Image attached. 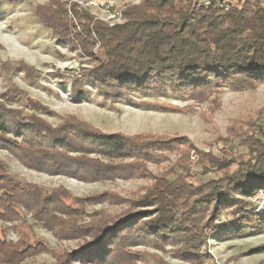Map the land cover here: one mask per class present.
I'll return each instance as SVG.
<instances>
[{"label": "trees", "instance_id": "16d2710c", "mask_svg": "<svg viewBox=\"0 0 264 264\" xmlns=\"http://www.w3.org/2000/svg\"><path fill=\"white\" fill-rule=\"evenodd\" d=\"M217 2L141 0L127 5L123 22L113 26L96 20L74 0H49L35 9V15L60 46L90 47L87 54L95 65L85 76L73 77L74 102H85L91 91L110 104L170 91L186 94L197 104L207 103V111L214 115L221 108L215 95L224 88L243 91L264 84V8L246 0L227 8ZM69 10L79 30L69 20ZM26 67L19 62L23 72ZM200 116L212 122L207 113ZM224 141L245 153L218 158L198 150L185 136L104 133L74 116L51 129L40 121L23 122L0 106V148L40 173L85 183L146 180L152 176L149 164L159 165L179 154L177 165L183 167L191 151L214 172L213 178L199 184L189 181V169L172 181L168 178L173 172L153 176L144 194L128 199L111 193L79 198L62 187L48 189L17 180L0 162V222L11 224L21 235L17 224L31 228L26 220L30 215L32 222L54 236L82 241L53 264H142L147 255L140 247L204 264L211 258L210 238L230 230L264 232V209L257 211L248 202L264 190V126L249 115L240 117ZM108 200L126 208L115 217L86 211ZM48 252L45 241L22 237L10 241L0 227V264H36L33 259ZM260 254L264 245L248 252ZM152 257L154 264H170Z\"/></svg>", "mask_w": 264, "mask_h": 264}, {"label": "rangeland", "instance_id": "374dc122", "mask_svg": "<svg viewBox=\"0 0 264 264\" xmlns=\"http://www.w3.org/2000/svg\"><path fill=\"white\" fill-rule=\"evenodd\" d=\"M48 1L5 0L0 4V106L14 111L15 115L21 116L23 122L40 121L47 127L55 129L67 117L74 116L104 133H123L130 136L140 133L185 136L198 150L213 153L218 158L227 155L238 158L245 153L238 145L231 149L228 142L224 141L228 129L236 119L249 115L264 126V119L259 115L264 109V84L257 85L253 90L234 91L224 88L221 93L215 95L221 108L214 115L207 111V103L197 104L189 100L186 94H174L170 91L166 94L139 95L133 97V102L117 104L105 102L95 91H91L85 102H74L73 77L85 76L95 64L87 54L89 46L86 50H71L69 47L60 46L51 30L38 20L35 9L47 4ZM74 1L78 4L76 0ZM131 4L139 3L126 4L122 1L120 5L126 8ZM89 12L96 20L111 26L123 22V19L121 21L118 19L119 17L111 19L104 11ZM68 15L76 30H79L78 21L70 10ZM19 62L27 65L24 72L19 68ZM204 112L211 118L210 124L201 118L200 115ZM241 127L246 129L244 125ZM179 159V154H173L169 160L159 165L149 164L148 169L152 176L146 180L133 177L85 183L37 172L11 152L0 148V162L17 180L48 189L62 187L79 198L103 193H111L125 199L133 198L145 193V189L154 182L153 176L166 172H173L168 178L172 181L189 169V172H186L187 177L195 184L214 177L213 170L208 168L207 163L195 151H191L183 167L177 165ZM108 201L106 204L87 207L86 211H100L103 215L115 217L126 208V205ZM67 203L74 205L70 200ZM226 218L224 216L222 220ZM26 220L31 228L26 223H18L21 235L11 228L14 227L11 224L0 222V227L6 231L7 239L10 241L17 242L20 237L28 241L37 239L45 241L50 252L33 259L36 264H53L65 252L77 249L82 243L81 240L54 236L41 225L32 222L30 215L26 216ZM260 245H264V232L256 234L247 229L243 234H237L230 230L228 235L210 238L208 253L211 258L204 264H264V254L248 255L251 249ZM139 251L147 255L142 264H154L152 255L159 256L170 264H191L173 259L170 254L156 251L151 247H140Z\"/></svg>", "mask_w": 264, "mask_h": 264}, {"label": "built area", "instance_id": "2783aa9c", "mask_svg": "<svg viewBox=\"0 0 264 264\" xmlns=\"http://www.w3.org/2000/svg\"><path fill=\"white\" fill-rule=\"evenodd\" d=\"M124 1L127 3H139L141 0H76L79 5H81L84 9L87 10H99L104 11L105 13L111 16V19L122 20V13L125 7H121V2ZM205 5H210L211 0H202ZM252 4H260L264 8V0H246ZM236 2V0H221L217 2V5L220 7H228L229 4ZM264 119V113H263ZM248 201L251 204V208H256L257 211L264 209V190H260L254 196L248 198Z\"/></svg>", "mask_w": 264, "mask_h": 264}]
</instances>
